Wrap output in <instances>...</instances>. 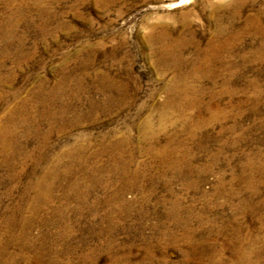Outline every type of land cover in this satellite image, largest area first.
I'll list each match as a JSON object with an SVG mask.
<instances>
[{"label":"rangeland","instance_id":"obj_1","mask_svg":"<svg viewBox=\"0 0 264 264\" xmlns=\"http://www.w3.org/2000/svg\"><path fill=\"white\" fill-rule=\"evenodd\" d=\"M243 256L264 264V0H0V264Z\"/></svg>","mask_w":264,"mask_h":264},{"label":"bare ground","instance_id":"obj_2","mask_svg":"<svg viewBox=\"0 0 264 264\" xmlns=\"http://www.w3.org/2000/svg\"><path fill=\"white\" fill-rule=\"evenodd\" d=\"M176 111H177V109H176ZM181 114V113H180ZM178 116V115H177ZM161 119H162V117H161ZM166 119V118H165ZM166 121V120H165ZM161 124V123H160ZM165 124V123H164ZM202 124V123H201ZM145 128H146V126H145ZM160 130V129H159ZM144 131V130H143ZM147 131V130H146ZM148 131H149V129H148ZM189 133V132H188ZM192 134H193V132H191ZM190 134V133H189ZM192 137H194L193 135H192ZM167 154V153H166ZM171 154H173V152H171ZM175 154V153H174ZM161 155V154H160ZM170 155V154H169ZM168 158L171 156H168V155H166ZM165 156V157H166ZM174 156V155H173ZM179 160V159H178ZM183 160V159H182ZM169 161V160H168ZM176 161V160H175ZM171 162V161H170ZM178 163H179V161H178ZM190 164V163H189ZM177 166H179V164L177 165ZM177 166H175V168L177 167ZM183 166V165H182ZM174 168V167H173ZM174 168V169H175ZM179 168V167H178ZM183 169H184V167H182ZM186 168H187V166H186ZM250 168V167H249ZM192 172V171H191ZM189 174V173H188ZM188 176V175H187ZM252 184V183H251ZM233 201V200H232ZM178 206V205H177ZM186 242V241H185ZM246 249V248H245ZM242 252V251H241ZM258 254V253H257ZM241 255V254H240ZM246 256V255H245ZM245 256H243V258H244V260H241L243 263H245V262H247L246 261V258H245ZM238 257V256H237ZM241 257V256H240ZM247 257V256H246ZM251 257V256H250ZM239 258V257H238ZM249 258V257H248ZM250 260V259H249ZM254 261V260H253ZM249 262V261H248ZM242 264V263H241ZM246 264V263H245Z\"/></svg>","mask_w":264,"mask_h":264}]
</instances>
